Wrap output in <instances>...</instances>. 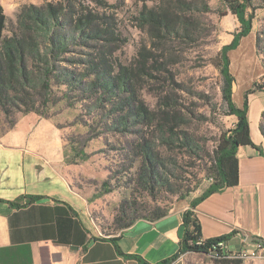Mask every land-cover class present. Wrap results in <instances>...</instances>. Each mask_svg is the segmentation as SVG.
<instances>
[{"label": "rangeland", "instance_id": "374dc122", "mask_svg": "<svg viewBox=\"0 0 264 264\" xmlns=\"http://www.w3.org/2000/svg\"><path fill=\"white\" fill-rule=\"evenodd\" d=\"M102 1L113 8L101 7L90 0H8L4 5L6 25L3 39L17 33L16 18L24 5H62L67 15L62 20L69 22L73 11L105 15L112 18L119 38L111 58L116 73L117 65L134 63L141 47L152 48L154 41L138 21L144 4L151 8L172 0ZM179 1L192 5L190 10L180 11L191 20L192 35L187 39L171 36L160 44L161 51L157 54L166 64V70L151 71L152 77H143L137 92L138 100L149 112L157 113L160 108H166L165 99L167 108L178 116L173 123L176 135L169 144L161 141L160 130L153 125L147 127L148 121L132 127L128 134L111 132L109 127L113 115L109 112V104L103 107L92 103V99L83 100L81 93L76 91L72 93L75 98L70 105L62 99L63 86L52 88L48 119L33 113H15L7 119L0 110V139L20 124L28 126L29 119L46 120L53 125L62 145L60 172L72 191L85 201L90 218L105 236L120 233L115 219L122 210L134 207L147 212L160 206L170 213L188 206L199 197L215 181L213 160L216 147L237 121L227 114L226 103L222 99L219 53L241 26L223 0ZM250 3L246 14H253L251 32L228 53L229 69L235 81L232 101L241 108L244 93L252 90L254 93L249 97H259L258 102L264 108V0H251ZM223 14L226 16L222 17ZM76 50L78 53L75 55L83 58V54L92 52L81 47ZM250 98L252 131L256 137L260 109L257 101L250 102ZM12 122L15 126L9 130ZM260 124L264 126V110ZM184 133L194 143V154L188 152L180 141ZM144 138L154 140L162 170L169 176L170 188L177 192L176 195L158 188L153 196H149L138 185L141 158L135 148ZM81 154H85L87 159L82 160ZM70 160L76 163L68 164ZM215 260L208 254L187 253L179 258V264H216ZM254 261L264 264L252 259L243 260L242 264H254Z\"/></svg>", "mask_w": 264, "mask_h": 264}, {"label": "trees", "instance_id": "16d2710c", "mask_svg": "<svg viewBox=\"0 0 264 264\" xmlns=\"http://www.w3.org/2000/svg\"><path fill=\"white\" fill-rule=\"evenodd\" d=\"M101 7L113 8L102 0H90ZM230 13L239 22L241 29L233 35L231 42L222 46L219 53V71L222 77V99L226 103L227 114L237 121L234 127L226 132L215 150L213 169L215 181L197 198H194L188 209L183 213L184 235L180 241L177 253L156 264H173L187 253L208 254L211 246L217 242H226L232 234L224 237L206 240L197 245L200 240V226L193 210L213 193L233 187L238 184L239 167L236 152L239 147L250 146L256 149L250 136L248 120L249 96L254 93L248 90L244 93L241 108L232 101L234 78L230 73L228 53L235 50L241 39L252 29L253 14H246L251 0H223ZM192 5L186 1L172 0L158 6L147 8L144 4L138 21L142 29L146 28L152 38V48L141 47L133 64L116 66L115 73L113 53L114 45L119 41L115 24L111 17L98 16L91 12L73 11L71 22L62 20L65 15L62 5L47 4L45 6L24 5L17 14V33L3 39L6 16L0 4V110L9 119L15 113L24 115L33 113L42 119H48L51 106L52 88L65 87L62 99L73 105L75 98L72 93L79 91L83 100L92 99L99 106L109 104V112L113 115L109 130L114 133L128 134L136 125L153 127L161 132V141L169 144L176 135L173 123L178 116L170 110L164 99V107L157 113H151L138 100L137 92L143 77H152V72L166 70V64L161 61L160 44L171 36L190 38L192 22L180 11L190 10ZM74 9V6L72 7ZM226 16L223 14L222 17ZM88 48L92 52L85 53L84 58L76 56L77 48ZM70 54V56H66ZM152 71V72H151ZM167 99V98H166ZM94 107V106H93ZM12 122L9 130L13 129ZM260 133L264 137V126L260 124ZM184 148L195 153L192 140L183 134L180 138ZM153 139H143L135 150L141 158V166L137 175L138 185L149 196L156 189L176 195L172 190L169 176L160 163ZM82 155V154H81ZM87 156L82 155V160ZM75 164L74 160L67 161ZM184 197V196H183ZM181 199L182 198L181 196ZM169 214L164 207L155 206L150 211L143 212L139 208L122 210L115 219L120 232L128 229L138 220L158 221ZM115 242V238L112 239ZM257 242H261L259 239ZM209 255V254H208ZM139 264H149L138 256H133ZM216 264H242V260L215 258Z\"/></svg>", "mask_w": 264, "mask_h": 264}, {"label": "crops", "instance_id": "0c3cea01", "mask_svg": "<svg viewBox=\"0 0 264 264\" xmlns=\"http://www.w3.org/2000/svg\"><path fill=\"white\" fill-rule=\"evenodd\" d=\"M7 1L0 0L3 10ZM258 100L250 98L260 109L256 137L250 106L248 120L259 149L239 147L238 184L213 193L193 210L200 240L232 234L224 246L231 253L256 251L258 244L264 248V137L259 130L264 108ZM29 123L0 139V264H139L133 256L156 264L178 252L189 204L158 221L138 220L116 236L102 235L85 201L60 172L57 130L46 120ZM249 237L261 242H247ZM262 257L254 260L264 262V251Z\"/></svg>", "mask_w": 264, "mask_h": 264}, {"label": "built area", "instance_id": "2783aa9c", "mask_svg": "<svg viewBox=\"0 0 264 264\" xmlns=\"http://www.w3.org/2000/svg\"><path fill=\"white\" fill-rule=\"evenodd\" d=\"M204 241L199 240L197 245H202ZM225 242H217L214 246H211L208 250V254L214 258H227V259H237V260H254L262 257V252L264 251L263 245L258 244L256 251L240 250L238 252H226L224 250ZM263 258V257H262Z\"/></svg>", "mask_w": 264, "mask_h": 264}, {"label": "water", "instance_id": "95a60500", "mask_svg": "<svg viewBox=\"0 0 264 264\" xmlns=\"http://www.w3.org/2000/svg\"><path fill=\"white\" fill-rule=\"evenodd\" d=\"M255 241H258V238L256 237H249L247 242H255Z\"/></svg>", "mask_w": 264, "mask_h": 264}]
</instances>
